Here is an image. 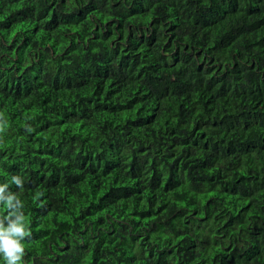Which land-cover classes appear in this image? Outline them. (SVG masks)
Masks as SVG:
<instances>
[{
  "label": "trees",
  "instance_id": "1",
  "mask_svg": "<svg viewBox=\"0 0 264 264\" xmlns=\"http://www.w3.org/2000/svg\"><path fill=\"white\" fill-rule=\"evenodd\" d=\"M21 212L20 264H264V0H0Z\"/></svg>",
  "mask_w": 264,
  "mask_h": 264
},
{
  "label": "clouds",
  "instance_id": "2",
  "mask_svg": "<svg viewBox=\"0 0 264 264\" xmlns=\"http://www.w3.org/2000/svg\"><path fill=\"white\" fill-rule=\"evenodd\" d=\"M13 179L16 180L17 184L22 183V180L15 176ZM6 186V184L3 185V187ZM7 199L8 203L5 204L10 207L12 197L9 196ZM18 203L22 206L21 201ZM27 235L28 230L23 212L17 215L15 220H9L6 226L3 221H0V255L3 257L4 264H20L24 254L22 240Z\"/></svg>",
  "mask_w": 264,
  "mask_h": 264
}]
</instances>
